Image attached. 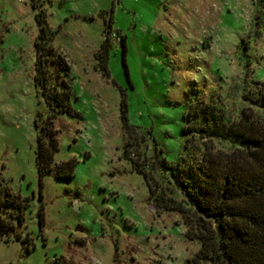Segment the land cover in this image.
I'll use <instances>...</instances> for the list:
<instances>
[{"label":"rangeland","instance_id":"rangeland-1","mask_svg":"<svg viewBox=\"0 0 264 264\" xmlns=\"http://www.w3.org/2000/svg\"><path fill=\"white\" fill-rule=\"evenodd\" d=\"M254 2H43L54 32L49 44L68 66L65 72L50 65L48 74L69 86L72 113L53 115L54 163L73 158L76 164L69 180L49 174L39 182L35 137L50 113L35 81L39 29L29 0H0V186L15 197L0 220L19 235L0 238V264H185L193 258L197 241L185 236L177 212L153 205L138 166H147L153 187L181 201L156 161L195 164L203 143L228 152L238 145L229 133L244 127L264 137L258 97L264 0ZM104 40L107 77L97 64Z\"/></svg>","mask_w":264,"mask_h":264},{"label":"trees","instance_id":"trees-1","mask_svg":"<svg viewBox=\"0 0 264 264\" xmlns=\"http://www.w3.org/2000/svg\"><path fill=\"white\" fill-rule=\"evenodd\" d=\"M29 1L39 29L34 41L35 81L41 85V95L50 109L35 137L36 173L39 182L49 174L57 179L69 180L76 161L70 158L54 163L57 131L52 126L54 114L72 115L68 104L69 86L65 81H53L48 74L50 65L65 72L68 66L49 44L54 32L48 27L42 8V3L47 0ZM108 47L104 40L97 52L98 70L104 77L108 76ZM124 73L126 76V70ZM258 84V97L264 104V82ZM125 107L122 98L119 108L124 126ZM36 124L34 122L35 128ZM229 134L238 145L228 152L212 151L203 143L201 159L195 164L170 167L163 159L156 161L154 166L168 174L183 198L181 201H175L167 197L163 190L153 187L151 178L144 172L147 166H138L153 205L162 211L177 212L185 226V236L199 245L193 258L185 264H264V137L245 127ZM14 200L15 197L0 186V211L12 205ZM17 205L16 202L14 208ZM10 235L15 240L19 239L10 223L0 220V238Z\"/></svg>","mask_w":264,"mask_h":264},{"label":"water","instance_id":"water-1","mask_svg":"<svg viewBox=\"0 0 264 264\" xmlns=\"http://www.w3.org/2000/svg\"><path fill=\"white\" fill-rule=\"evenodd\" d=\"M254 1H255L254 3L257 5V4L259 3L260 0H254Z\"/></svg>","mask_w":264,"mask_h":264}]
</instances>
